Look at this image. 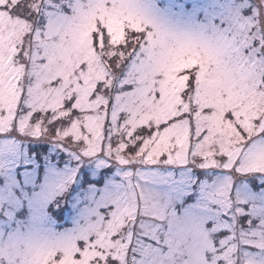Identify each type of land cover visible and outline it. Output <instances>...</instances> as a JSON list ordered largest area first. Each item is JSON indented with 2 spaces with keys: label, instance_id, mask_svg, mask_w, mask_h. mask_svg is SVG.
<instances>
[{
  "label": "snow or ice",
  "instance_id": "6c2138e0",
  "mask_svg": "<svg viewBox=\"0 0 264 264\" xmlns=\"http://www.w3.org/2000/svg\"><path fill=\"white\" fill-rule=\"evenodd\" d=\"M0 264H264V0H0Z\"/></svg>",
  "mask_w": 264,
  "mask_h": 264
}]
</instances>
